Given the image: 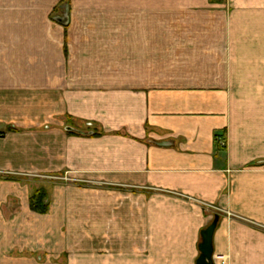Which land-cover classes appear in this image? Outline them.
<instances>
[{
    "label": "crops",
    "instance_id": "crops-1",
    "mask_svg": "<svg viewBox=\"0 0 264 264\" xmlns=\"http://www.w3.org/2000/svg\"><path fill=\"white\" fill-rule=\"evenodd\" d=\"M6 168L0 264H264V0H0Z\"/></svg>",
    "mask_w": 264,
    "mask_h": 264
},
{
    "label": "rangeland",
    "instance_id": "rangeland-1",
    "mask_svg": "<svg viewBox=\"0 0 264 264\" xmlns=\"http://www.w3.org/2000/svg\"><path fill=\"white\" fill-rule=\"evenodd\" d=\"M1 124V127H3ZM5 129L4 130H9L11 129L12 126H4ZM46 173H42V172H31L29 173H21V172H14L11 171L10 169H0V180H8V181H15V182H19L22 184V181L24 180L25 185L27 187V190L30 192V196H29V207L32 210L31 206H30V201L32 199V197L36 198V196H38V194L40 192L44 193L46 195L45 199L43 200V204L47 206V202H48V189H47V177H46ZM57 181V180H56ZM11 200V199H10ZM34 200L32 199V201L34 202ZM35 211V210H32ZM36 212V211H35ZM37 213H41V212H37ZM45 213V212H44ZM207 226H203L202 229L206 228ZM198 236V241L200 242V235L199 232L197 233ZM184 253V262L187 259V254L185 257ZM199 252L197 251L196 255H194V253H190V257L191 260L193 259L194 256H198ZM215 256V255H214ZM216 256L221 257L219 259H217L216 261L218 262V264H228V260H229V255H223V254H217ZM223 260V262H222ZM184 264H187L186 262ZM190 264H194L193 261L190 262ZM214 264H215V260H214Z\"/></svg>",
    "mask_w": 264,
    "mask_h": 264
},
{
    "label": "water",
    "instance_id": "water-1",
    "mask_svg": "<svg viewBox=\"0 0 264 264\" xmlns=\"http://www.w3.org/2000/svg\"><path fill=\"white\" fill-rule=\"evenodd\" d=\"M65 130H73L67 127ZM218 215L214 216L212 222L204 229L200 231V242L198 244V256L195 260V264H214L213 262V235L218 222Z\"/></svg>",
    "mask_w": 264,
    "mask_h": 264
},
{
    "label": "trees",
    "instance_id": "trees-1",
    "mask_svg": "<svg viewBox=\"0 0 264 264\" xmlns=\"http://www.w3.org/2000/svg\"><path fill=\"white\" fill-rule=\"evenodd\" d=\"M75 131H69L68 133L69 134H73ZM46 195L42 192H40L38 194V196H36L35 200L34 198L32 197V199L34 200V202L30 201V206L32 208V210H35L36 212H41V213H44L47 211V206L43 204V200L45 199Z\"/></svg>",
    "mask_w": 264,
    "mask_h": 264
},
{
    "label": "built area",
    "instance_id": "built-area-1",
    "mask_svg": "<svg viewBox=\"0 0 264 264\" xmlns=\"http://www.w3.org/2000/svg\"><path fill=\"white\" fill-rule=\"evenodd\" d=\"M219 258H221V257H219ZM219 258H218V256H216V255L214 256V260H215V261H216L217 259H219ZM222 262H223V260H222Z\"/></svg>",
    "mask_w": 264,
    "mask_h": 264
}]
</instances>
